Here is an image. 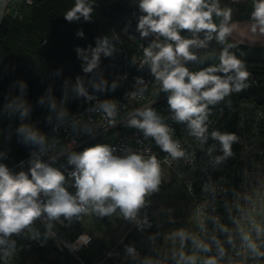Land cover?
<instances>
[{"label":"clouds","instance_id":"obj_1","mask_svg":"<svg viewBox=\"0 0 264 264\" xmlns=\"http://www.w3.org/2000/svg\"><path fill=\"white\" fill-rule=\"evenodd\" d=\"M126 2L131 11L119 33L112 28L94 43L74 46L82 74L64 78L62 68L48 74L62 82L59 96L48 83L36 101L47 110V131L33 120L23 78L0 90V264H16L33 243L44 247L49 240L60 251H81L93 237L82 232L69 241L60 230L86 219L120 221L142 236L143 251L124 243L125 234L122 252L105 253L120 264H264V147L218 126L225 110H233V97L257 83L233 49L237 37L264 43V0H251L244 27L221 0ZM10 3L0 0V23ZM96 14V0H73L62 17L70 25L91 24ZM74 35L86 39L82 27ZM122 37L136 45L124 64L146 76H133L117 99L113 94L130 75L115 63ZM7 57L0 49V81L16 71ZM102 59L113 62L102 68ZM161 98L164 111L157 107ZM72 102L83 111H71ZM120 128L134 136L120 138ZM14 138L26 158L12 157ZM235 145L242 146L238 183L214 175L237 159ZM173 176L195 199L184 224L165 230V223L177 224L176 208L157 206L154 198L166 195Z\"/></svg>","mask_w":264,"mask_h":264},{"label":"trees","instance_id":"obj_2","mask_svg":"<svg viewBox=\"0 0 264 264\" xmlns=\"http://www.w3.org/2000/svg\"><path fill=\"white\" fill-rule=\"evenodd\" d=\"M73 0H33L31 6L23 4L19 7V14L16 17H12L7 14L2 23H0V49L4 53L8 54L5 64H15L16 71L14 74H5L3 80L0 81V90L3 92L8 91V86L14 79L23 78L29 85V99L34 105L35 110L33 112V120L38 121V126L44 128L46 131L48 126L44 123V117L47 115L46 108H40L36 106V101L40 95H43L48 83L55 84V94L60 95L61 79L55 81L48 75L50 72L57 68L63 69V76L72 77L82 74L80 69V61L76 59L74 46H85L87 43H94V37L97 35L110 34V29L116 28L118 20L122 13L128 8L126 0H96L97 14L94 15V23H82L79 25H70L63 20V13L66 9L71 7ZM233 5V19L249 18L251 11V0H241L239 3H232ZM83 28L86 34V39H78L75 37V31L77 28ZM123 38V54L117 55L115 63L118 65L120 71H128L130 73L128 83L124 85V88L117 90L113 95L115 98H120L122 92L129 89L132 77L135 75H145V72L137 73L135 68H129L124 64L125 57H129L131 53L135 52V43ZM48 40V44L43 46L44 41ZM240 48L251 50H264L263 47L238 45ZM247 64L254 65L255 62L245 60ZM113 61L109 59H102V68L111 64ZM259 62H257L258 64ZM264 64V63H263ZM33 65V67H30ZM195 70V65L192 66ZM111 69L105 72V75L109 80L113 77L110 74ZM41 80L44 83H41ZM236 97H233V102ZM71 111L75 112L80 110L78 108V102H72L69 105ZM236 120L235 102L233 103V110H225L222 129L235 132L234 124ZM115 131V130H114ZM121 133L126 130L123 128L118 129ZM129 131V130H128ZM102 139L98 136L95 140H89L87 143L97 142ZM114 141V140H113ZM112 141V142H113ZM11 155L16 160L22 159L27 156V149L22 145H18L15 142V138L12 141ZM234 150L237 152V159L230 160L228 162L226 174L227 177L235 179L238 183L239 178L236 173L241 167L242 163L239 159L240 149L238 145L234 146ZM172 195L175 196V189L179 183L177 179L174 180ZM182 190L178 192L179 200H186L187 193L181 187ZM187 206V205H186ZM87 220V219H86ZM92 223V234L94 231L102 230L105 225L109 224L107 220L97 222L95 219H90ZM88 228L86 221L84 224L77 225L73 233L67 234L64 229H61V233L67 240L84 228ZM142 236L138 235L134 228H131L126 235L125 241L130 243V240H135L139 245ZM102 242V248L98 260L105 259L106 262L111 259L104 258L105 253L110 250V243L105 245L101 237L94 236L93 241ZM97 241V242H98ZM93 243V242H92ZM142 246V245H141ZM147 245H143L141 250H145ZM92 245L83 249L79 253V258L70 254L67 249L60 251L55 246L52 240H49L44 247H40L37 243H33L31 250L41 257L43 264H93V257L91 255ZM48 254V255H46Z\"/></svg>","mask_w":264,"mask_h":264},{"label":"built area","instance_id":"obj_3","mask_svg":"<svg viewBox=\"0 0 264 264\" xmlns=\"http://www.w3.org/2000/svg\"><path fill=\"white\" fill-rule=\"evenodd\" d=\"M228 1L233 3V0H228ZM23 4H27L26 0H11V3L9 5L8 14H10L12 17L18 16V14H19L18 9ZM130 11H131V9H129V7H128L125 10V12L122 13V15L120 16L118 23L116 25V28H115V30L118 33L120 31V28L123 27V18L126 17L130 13ZM133 23H135V22L133 21ZM124 38L127 39V37H124ZM129 41H131V40H129ZM131 42L135 43L134 41H131ZM135 52H136V50H135ZM133 53H131L130 56ZM248 69L252 72L253 79L257 83L252 88H250L248 91L243 92V93L239 94L238 96H235L236 100L234 102H235V110H236V120H235V124H234V129H235V132H238V134H240L245 139V141H247L248 143H251L253 141H259L260 142L259 146L264 147V68L248 67ZM121 98H122V96L118 99H121ZM153 98H154L153 96H149L147 99L151 100ZM144 102L146 103L147 100H145ZM125 103L131 107L136 106L135 104H131L130 102H125ZM165 104L166 103L157 105V107L159 108V110L164 111L165 110ZM79 111H83V109H80V110L75 111V112H79ZM222 121H223V117L220 119L219 124H218V126L221 128H222ZM241 121L244 123L243 128L238 127V124ZM125 135H128L129 137L134 136L133 132L131 130H129L127 132L125 131V132L121 133L120 138H123ZM135 135H138V134H135ZM88 141L89 140L86 139L83 143L85 144ZM113 142L115 143L118 141L114 140ZM238 146H239L240 155H241L242 146L241 145H238ZM197 163H199V160L197 161ZM227 166H228V164H227ZM227 166L225 167V169L222 172L215 173L214 175L215 176L223 175V176L227 177V174H226ZM238 182H239V180H238ZM195 190H196L197 198H200L199 183L196 184ZM189 197L191 198V201L193 203L195 198L191 197L190 195H189ZM76 227H77V224L73 225V227L71 229H64V230L67 234H70V233H73L75 231ZM82 232H85V231H80V232L76 233L72 237V239H70L69 241H74L77 238V236L80 235ZM85 233L91 235L88 232H85ZM92 242H93V240H92ZM83 249H85V248H82V250ZM81 251H79L75 254H72V255L79 258V253ZM20 255L17 257V259L20 257Z\"/></svg>","mask_w":264,"mask_h":264},{"label":"rangeland","instance_id":"obj_4","mask_svg":"<svg viewBox=\"0 0 264 264\" xmlns=\"http://www.w3.org/2000/svg\"><path fill=\"white\" fill-rule=\"evenodd\" d=\"M221 3H222V5L223 4H227V5L231 6V7H233L232 3H230L228 0H221ZM246 19H249V18H246ZM238 45H248V46L263 47L264 46V43H260V42H258V43H252L251 41H249V42H246V43H238ZM263 63L264 62H259L257 64V62H255L253 66L260 67V68H264V64ZM174 180H175V178H173V181H172L171 184L166 185V195H162V196L156 197L154 199L158 201V204L157 205L164 204V206L174 207L177 210L176 213L180 210L181 214H183L185 216V218H186L189 215L190 205L192 204L191 203V198L189 196H187V198H186V201H188L189 204H190L189 207H188V209H186V206L184 207L181 203H179L180 201H179V199H178L177 196H179L178 195V192H180V190H182L181 189L182 185H181V183H178V185H177V187L175 189V196H173L172 195V192H173V186L172 185L175 184ZM180 207H183V208H180ZM176 213H175V215L178 216ZM194 219L195 218L193 216V220ZM85 221H86V223H88V220H85ZM184 222H185V220H184ZM184 222L181 223V220H178V222H177L176 225H168L167 226V225L164 224V229L165 230H168L170 228L179 227V226H181V224H184ZM154 230L155 229H153V231ZM83 231L89 232L87 227L84 228ZM103 232H104L103 229L100 230V231H97L96 232L97 235L95 234V236L97 238L98 237H101L102 238L103 237ZM126 233H128V232H126ZM125 234L122 235V236H120V237L119 236L117 237V239L115 240L114 246H113V250H119V251L122 252V246L118 243V241L120 240L121 237H124ZM92 236L94 238V235L93 234H92ZM97 241L96 242L93 241V243L91 244L92 245V249L95 248L94 250H92L93 252H91V255L93 257H95L92 262L94 264H106L107 262L104 259H101V260L99 259L98 260V256L100 255L101 250L98 251L97 249H101L103 243L102 242H99V241L97 242ZM133 242H135L138 247L142 248V246L139 245L135 240H133V241L130 240V243H133ZM124 243H127L125 241V239H124ZM46 255H48V254H46ZM41 261H43L41 259V257L39 255H37L34 251H32L31 248H30L29 250L24 251V252L21 253L20 257L16 260V264H43V263H41Z\"/></svg>","mask_w":264,"mask_h":264},{"label":"crops","instance_id":"obj_5","mask_svg":"<svg viewBox=\"0 0 264 264\" xmlns=\"http://www.w3.org/2000/svg\"><path fill=\"white\" fill-rule=\"evenodd\" d=\"M233 20L239 22L242 27L246 26V22L248 21V19H246V18L233 19ZM249 41L250 40H244L242 43H246ZM237 43H240L239 37H237ZM179 201H180L179 203H181L184 207L187 205L186 209H188V207L190 205L188 201H186V200H179ZM157 206H159V205H157ZM180 208H183V207H180ZM176 214L178 215L177 216L178 220H181V223H183L184 220L186 219L185 216L183 214H181L180 210ZM165 218L166 217H164L162 219H165ZM194 218H195V216H194ZM87 220H88V231H89V233H92L91 228L93 226H92L91 220L90 219H87ZM165 225L168 226L169 224L165 223ZM129 229H130V225L125 226L123 224V222H120V221H113V222L105 225V227L103 228L104 232H103V237H102L105 245H108L110 243L111 244L110 250H113V246H114V243H115V240L117 239V237L124 235L127 232V230H129ZM96 232L97 231L95 230L94 236H95ZM104 258H106V257H104ZM106 264H120V262L117 260L111 259V261L107 262Z\"/></svg>","mask_w":264,"mask_h":264},{"label":"water","instance_id":"obj_6","mask_svg":"<svg viewBox=\"0 0 264 264\" xmlns=\"http://www.w3.org/2000/svg\"><path fill=\"white\" fill-rule=\"evenodd\" d=\"M233 51L244 60L264 62V50H251L237 47L236 49H233Z\"/></svg>","mask_w":264,"mask_h":264},{"label":"bare ground","instance_id":"obj_7","mask_svg":"<svg viewBox=\"0 0 264 264\" xmlns=\"http://www.w3.org/2000/svg\"><path fill=\"white\" fill-rule=\"evenodd\" d=\"M247 66L253 68V65H252V64H248ZM163 103H166V101H165V99L161 98V99L159 100L158 105L163 104ZM24 158H25V157H24Z\"/></svg>","mask_w":264,"mask_h":264}]
</instances>
